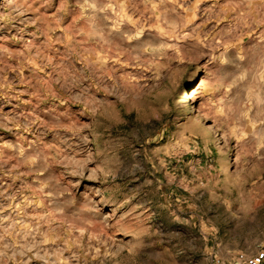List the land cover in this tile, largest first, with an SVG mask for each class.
Instances as JSON below:
<instances>
[{"label":"rangeland","instance_id":"obj_1","mask_svg":"<svg viewBox=\"0 0 264 264\" xmlns=\"http://www.w3.org/2000/svg\"><path fill=\"white\" fill-rule=\"evenodd\" d=\"M0 264H264V0H0Z\"/></svg>","mask_w":264,"mask_h":264},{"label":"bare ground","instance_id":"obj_2","mask_svg":"<svg viewBox=\"0 0 264 264\" xmlns=\"http://www.w3.org/2000/svg\"><path fill=\"white\" fill-rule=\"evenodd\" d=\"M187 113V112H186Z\"/></svg>","mask_w":264,"mask_h":264}]
</instances>
